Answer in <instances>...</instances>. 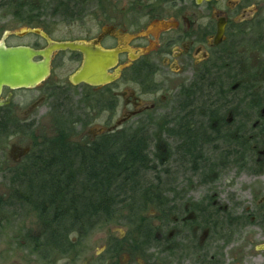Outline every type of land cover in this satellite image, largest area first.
Instances as JSON below:
<instances>
[{"label":"flooded vegetation","instance_id":"obj_1","mask_svg":"<svg viewBox=\"0 0 264 264\" xmlns=\"http://www.w3.org/2000/svg\"><path fill=\"white\" fill-rule=\"evenodd\" d=\"M55 44L113 55L111 81L74 84L86 54ZM22 62L48 73L0 87V240L31 224V177L62 173L53 144L107 140L141 145L158 185L63 264H264V0H0V75Z\"/></svg>","mask_w":264,"mask_h":264},{"label":"trees","instance_id":"obj_2","mask_svg":"<svg viewBox=\"0 0 264 264\" xmlns=\"http://www.w3.org/2000/svg\"><path fill=\"white\" fill-rule=\"evenodd\" d=\"M106 141L84 151L61 144L52 147L51 171L81 174L31 177V207L42 217L34 250L61 256L75 249L72 237L79 240L103 225L110 218L113 203L121 212L133 210L129 203L139 193L132 188L158 185L156 175L146 180L145 174L155 168L142 155L141 145Z\"/></svg>","mask_w":264,"mask_h":264},{"label":"water","instance_id":"obj_3","mask_svg":"<svg viewBox=\"0 0 264 264\" xmlns=\"http://www.w3.org/2000/svg\"><path fill=\"white\" fill-rule=\"evenodd\" d=\"M74 51L82 52L86 54V62L81 73H77L72 77L74 84L86 82L91 85H103L111 81L108 76V70L113 65L110 63L114 60L113 55L103 52H91L82 45L78 44H55L50 49L42 54L48 58L49 55L55 51ZM20 58H29V56L23 52L19 53ZM11 57V54L5 55ZM24 60V59H22ZM3 70L0 75V87L2 84H10L11 86H23L29 85L35 86L47 75V64H35L29 65L26 62H22L18 65L6 64L2 66ZM34 72V74H32Z\"/></svg>","mask_w":264,"mask_h":264},{"label":"rangeland","instance_id":"obj_4","mask_svg":"<svg viewBox=\"0 0 264 264\" xmlns=\"http://www.w3.org/2000/svg\"><path fill=\"white\" fill-rule=\"evenodd\" d=\"M53 146L56 145L53 144ZM26 216L27 215L23 216V219L19 221L17 228L8 229V234H18L15 240L8 238L0 240V264H63V260H61L62 258L60 256H55V253H52L53 255L50 253H43L40 252L39 248L34 250L36 247H34L35 243H33V240L35 236H38L41 232L42 217L40 216L39 211L31 209V224H29L27 223V219L29 217ZM118 226L124 227L122 223H119ZM101 227L86 237L82 236V239H85V245L92 251L99 249L103 244H107L108 241L113 237V234L110 230L112 227L110 225L104 226L103 228ZM28 229H31L30 237L28 236L30 234L26 233ZM115 234H118V232ZM72 239H75V237L73 236ZM30 247L31 253L28 250ZM1 251H13L16 253H1ZM44 254L46 255V258H44Z\"/></svg>","mask_w":264,"mask_h":264}]
</instances>
